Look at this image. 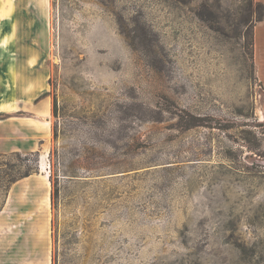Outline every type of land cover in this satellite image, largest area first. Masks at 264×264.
<instances>
[{"label":"rangeland","instance_id":"1","mask_svg":"<svg viewBox=\"0 0 264 264\" xmlns=\"http://www.w3.org/2000/svg\"><path fill=\"white\" fill-rule=\"evenodd\" d=\"M262 23L264 0H48L51 134L0 180V264H264Z\"/></svg>","mask_w":264,"mask_h":264},{"label":"crops","instance_id":"2","mask_svg":"<svg viewBox=\"0 0 264 264\" xmlns=\"http://www.w3.org/2000/svg\"><path fill=\"white\" fill-rule=\"evenodd\" d=\"M47 43L48 0H0V115L15 118L0 124V153L35 151L51 134ZM256 53L264 74V23L257 27Z\"/></svg>","mask_w":264,"mask_h":264},{"label":"trees","instance_id":"3","mask_svg":"<svg viewBox=\"0 0 264 264\" xmlns=\"http://www.w3.org/2000/svg\"><path fill=\"white\" fill-rule=\"evenodd\" d=\"M194 125H197V123L191 122L189 124V126ZM54 135L56 136V131H54ZM36 155H38V150L28 152L12 151L0 153V180H5L4 186L7 190V193L14 183L39 171V159L30 158V156ZM11 158H16L18 162L10 161Z\"/></svg>","mask_w":264,"mask_h":264},{"label":"bare ground","instance_id":"4","mask_svg":"<svg viewBox=\"0 0 264 264\" xmlns=\"http://www.w3.org/2000/svg\"><path fill=\"white\" fill-rule=\"evenodd\" d=\"M42 164V163H41ZM47 168V167H46ZM47 194L50 193V187L46 189Z\"/></svg>","mask_w":264,"mask_h":264}]
</instances>
